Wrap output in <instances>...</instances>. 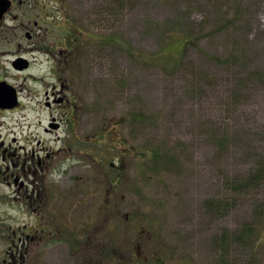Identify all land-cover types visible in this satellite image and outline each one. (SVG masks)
<instances>
[{
    "label": "rangeland",
    "instance_id": "rangeland-1",
    "mask_svg": "<svg viewBox=\"0 0 264 264\" xmlns=\"http://www.w3.org/2000/svg\"><path fill=\"white\" fill-rule=\"evenodd\" d=\"M28 7L49 37L27 71L3 67L21 104L0 111V150L56 199L25 204L0 158V264L11 232L42 227L35 264H264V179L237 180L264 164V0ZM64 30L76 43L58 42ZM53 84L61 101L46 106ZM79 232L117 250L101 256L93 242L82 255L67 241Z\"/></svg>",
    "mask_w": 264,
    "mask_h": 264
},
{
    "label": "flooded vegetation",
    "instance_id": "flooded-vegetation-1",
    "mask_svg": "<svg viewBox=\"0 0 264 264\" xmlns=\"http://www.w3.org/2000/svg\"><path fill=\"white\" fill-rule=\"evenodd\" d=\"M35 2V4L39 3V1L42 0H31ZM29 2L30 0H0V92L3 88H13L14 90V97H8L7 98H1L0 97V111H11L16 109L20 104V97H19V92L14 86V84L10 83L8 80V77L6 76V73L4 74V69L3 67L5 65H9V69L12 71H27L31 65H32V60L29 59L27 54L29 52H35L36 50H39L44 47V41L40 39H45L48 38L49 36H46V32L44 31L43 23L44 20L42 17L38 18H32L29 12ZM38 9H41L39 7ZM67 31V30H66ZM67 36V35H66ZM58 42L64 43L63 41L65 40V36L63 35L62 37L60 35L55 36ZM62 38V39H61ZM61 40V41H60ZM56 44L57 41L54 40ZM49 46V45H48ZM39 48V49H38ZM49 48H53V46H49ZM59 53L62 52L63 50H58ZM52 53L55 55V51L53 50ZM4 57V59H3ZM55 59L54 61H51L52 59ZM53 58H48L49 61H51V73L52 75L57 76V79L60 80L59 77V72H57L54 68V65L57 64L59 59H57V56ZM57 59V61H56ZM11 86H9V85ZM10 88L11 92L13 91ZM53 89L48 90L45 89V102L44 104L46 106H50L51 103L55 102H60L61 98H58L55 96L56 94V85L53 84L52 86ZM58 124L53 123L52 127H56ZM4 140V139H0ZM6 140V139H5ZM9 140H16V138H10ZM3 145V141L0 142V146ZM14 152L9 151L7 147H3L0 150V158L5 157L8 158L6 161V166H5V172H3L4 176L7 177L6 180V185L9 187H13L17 189L18 192L21 193V197L24 200L25 204H32L36 203L37 205L40 202H44L45 200L53 203L54 200L56 199V196L53 195V187L54 185L49 184L47 189L48 193L50 194L49 197L47 196L46 190L41 188H30V186L36 183L34 180H30L28 175L25 172L24 165H25V160L20 163V169L18 170L19 172H13L12 167L13 166H18V163L13 164V159L10 158L13 156ZM6 160V159H5ZM38 164H40V160H38ZM111 165H114L113 163ZM116 170V178L118 182H120L124 169H121V166L116 165L114 166ZM21 172V173H20ZM2 171L0 170V174ZM32 174H36V178H38L39 175H37V170H32ZM38 185V184H36ZM40 186V185H39ZM46 186V185H45ZM44 187V186H43ZM45 188V187H44ZM46 189V188H45ZM97 206H100L101 204L107 205L106 202L108 200V194H106V197H103L102 195H97L95 197ZM108 206V205H107ZM57 217V218H56ZM70 218V217H69ZM54 219H59L58 216H54ZM74 218H72L73 220ZM22 229V228H20ZM26 229V228H25ZM22 230L20 234L16 233V230L11 232V238H10V245L7 246L6 249V254L4 256V259L1 264H35L34 263V258L35 257H42V253L40 251H43V246H44V238H43V233L46 228L42 227L40 228H33L29 231ZM34 230V231H32ZM54 231L57 233H61L58 227H53L49 231H47V235L49 236L50 234L53 235ZM18 236V240L20 244H22V249L19 251V246L20 244H15V239L12 237ZM70 239H67L68 242H73L74 247L77 248L78 251L83 252L82 255L84 254V251L88 250L89 247L91 246L94 242L95 247V253L97 249H99V254L101 256L104 255H110L112 251L117 250L116 247L110 246L109 241L107 240H97L95 237L92 238L93 240L87 241V244L83 241L82 234L75 233L70 235ZM78 237V238H77ZM32 242H35V244L32 245ZM36 245V246H35ZM13 246H15L16 253L15 251L12 250ZM35 246V247H34ZM71 245H69L70 247ZM71 246V250H72ZM119 252H122V250H119ZM94 253V254H95ZM124 255L121 253L119 254V257L121 258ZM44 260V259H42ZM120 261V259H117ZM136 262V257L133 261V264ZM142 262V261H141ZM136 264H140L138 261Z\"/></svg>",
    "mask_w": 264,
    "mask_h": 264
},
{
    "label": "trees",
    "instance_id": "trees-1",
    "mask_svg": "<svg viewBox=\"0 0 264 264\" xmlns=\"http://www.w3.org/2000/svg\"><path fill=\"white\" fill-rule=\"evenodd\" d=\"M63 33H64L65 38H68L71 41V42L68 41L69 43L74 44L77 41V35L74 34L73 30H67V31L64 30ZM186 41L187 40H185L184 42ZM183 51H184V47L182 48L180 52V56H179L180 59L183 58ZM257 74L261 75L259 71H257ZM155 155H156L155 157H157V153H155ZM254 170L255 172L254 171L249 172L248 173L249 175H245L244 177H242L241 178L243 179L242 181H239V179H237L239 187L245 188V187L251 186V184L259 183L264 179V164L263 163L260 164L258 168L256 167V169ZM236 181L234 182L235 184H236Z\"/></svg>",
    "mask_w": 264,
    "mask_h": 264
},
{
    "label": "water",
    "instance_id": "water-1",
    "mask_svg": "<svg viewBox=\"0 0 264 264\" xmlns=\"http://www.w3.org/2000/svg\"><path fill=\"white\" fill-rule=\"evenodd\" d=\"M0 97L1 98H7V99H9L8 97L12 98V97H14V92H11V90L8 88H3L0 92Z\"/></svg>",
    "mask_w": 264,
    "mask_h": 264
}]
</instances>
